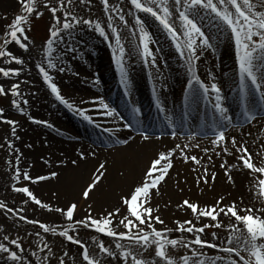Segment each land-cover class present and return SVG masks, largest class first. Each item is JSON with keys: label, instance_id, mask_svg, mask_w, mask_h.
Returning <instances> with one entry per match:
<instances>
[{"label": "rangeland", "instance_id": "374dc122", "mask_svg": "<svg viewBox=\"0 0 264 264\" xmlns=\"http://www.w3.org/2000/svg\"><path fill=\"white\" fill-rule=\"evenodd\" d=\"M44 3L45 0H38V10L42 11L43 15L37 18L34 13L29 18L30 22L27 25V28L30 29L28 31V35L30 37V50L28 52H25L20 49L15 43H12L7 47L8 51H12L13 54L17 57L23 58L25 63L23 65H18L15 62L6 63V61L9 59L8 57L0 58V67L22 69L18 77L10 76L9 78H5L2 74H0V84L4 85L6 91L10 89L12 84L20 83L21 92L20 97H14L10 92L6 96L0 95V108L4 109V118L15 120L18 122L16 126L15 136L12 135L10 125L0 122V144L4 145V147H0V200H3L8 205V207H11L13 209L23 208L24 212L21 213L22 215L27 216L28 219L39 220L42 223L54 226L57 228V232H59L60 230H63V228H71L73 226V222L67 221L66 217L60 213L48 212L45 209L40 208L31 200H29V198L24 194L14 192L11 186L13 184H17V186H28L38 198L46 203H50L53 207H61L66 209L70 203H77L79 207L77 213L74 215V220L83 219L87 215L89 204L92 205L91 211L92 214L96 217L105 215L108 211H112L116 207L121 208V216H123L124 214H126V209L121 205V197L123 195H127L130 192L124 190L123 186H127L133 181V178H130L128 182H124L123 180L126 179L125 176L128 172V169H125L124 167L119 168L116 165L117 163L115 164L116 174H114L113 176L119 178L117 179V181L119 182L118 184H115V181L113 182V184H111V186H113L114 188L113 190L115 193V197L118 198L116 204L110 203L108 205L107 199L94 196L95 192L101 189L103 185H107L106 179L91 194L90 199H88L87 201H83L84 199L82 198V191L90 182V178L94 177L95 169H97L100 163L107 162V178H115L109 177V174L113 173L112 171H110V169L114 168L112 165L115 161H113L112 163L109 162V160L106 158L98 159L99 155H101L102 153L105 155H114L116 154V150L121 148V146L128 147L131 142L145 141L142 139V136H138L141 135V132H138L141 131V129L133 130L132 132L128 131L129 128L124 127L125 122L116 119V122L120 125L115 127L106 126V129L113 130V133L111 134H113L114 137L117 134L118 138L121 141L124 139H128V145H125L123 143H120V145H118L117 142H112L113 137H111L110 135H106V133L101 130V132H95L97 135L96 140L89 138L85 133L84 140L86 141L78 143L79 145L84 144V146L80 145L79 147L72 148L71 151L70 149H60L58 150L56 158L52 156V140L50 141L49 134L57 138V136L52 134L54 132L52 128H57L59 131H61V133H69L71 129H73V127L71 126V121L68 122L67 115L64 114L63 116H60L61 111H63L64 109L63 106L66 105L63 104V106L60 107L58 103L59 100L56 98L55 94L51 92L48 84L44 81L43 75L39 72L38 68V65L42 62L45 63L46 66V60L44 59L45 44L49 39V29L54 23L52 14L43 7ZM56 3L57 0H52L53 5H56ZM109 5L110 7L113 5L115 6L111 7V14L115 18L113 26L117 27L121 32L122 43L124 45L127 43V46L125 47L126 55L124 56V67L126 69L127 78L129 81L127 85L128 95L134 94L135 101L130 102L132 109H141L144 100H147L144 105H149V100L152 96L150 97V94H147V92L146 95H144L145 92L141 91V89L143 88L144 90V88H147L149 90V88H153L154 86H151L150 82H152L153 84L155 83V81L157 83L156 87L160 88L161 90H156L153 88L154 95L158 97L164 105L166 104V102L170 105L173 103L179 104L181 92L183 88L192 80L193 76L189 71V66L187 64L186 58L181 56L179 53H173V49L169 45H167V38L163 37L164 30L166 29H164V27L159 22L155 21L158 25H161V29L163 27L162 31L159 27V31L153 24L154 20L145 16L143 12H138L130 4V0H109ZM10 7H12L13 9H9ZM66 7H68L67 0ZM70 7L73 13L77 14L79 17H83L84 19H92L94 21L99 20L102 26L105 27V30L110 34L109 38L106 39L105 37H102L94 27L80 24L71 29L70 32L68 30L64 31L62 33L63 40L58 43H54L53 45L51 58L53 62L57 64V68L48 69L49 73L53 76V82L58 85L61 90V94L69 101V103L73 104V108L78 107L79 109H85L88 108V106H85V104H91L88 103L89 100L86 99H90V96L93 95H90V93L86 91H76L73 88H70V90L73 92L70 93V96H67L66 94H64V85H69L71 78H74V72L84 73L88 76V78H90V76H94L95 74L102 73V61H100L102 58H104L106 62L105 69L108 68V70H110L111 65L109 63V56H111V60L116 61V56L119 53L115 46L114 35H111L112 28L107 26V17L109 13L104 10L103 0H91L90 4H82L80 3V0H74L73 5ZM121 8L123 9V14L128 20L127 27H125L123 23L119 21L118 15L116 13V9ZM21 12L22 6L19 0H2V5L0 6V41H2L5 37L7 26L10 25L13 22L15 16L20 14ZM58 15L62 16V13H58ZM136 15H139L141 19L144 20V27L151 34V51L156 49L158 52V54L156 55L155 64H148L149 69L146 63L143 64L141 53L139 55H136L133 54V52L130 50V47L134 45V43L132 42H135L134 48L136 47L137 49L138 44L140 45L141 43L139 37V29L135 32V35L131 33V36H129L132 27L137 26L135 21ZM178 19V12L173 9V15L170 18V23L177 24ZM150 21H152L153 23ZM138 27L140 26L138 25ZM202 30L206 35L209 36L210 43L213 45V47L210 49L205 48L203 50L198 49L200 60L196 62L195 70L200 77V80L209 81L211 83H219L223 87L228 81L232 82L235 85L236 79L233 76L232 80V75L233 73H235L236 58L235 54L233 55L234 46L231 44L230 34L226 30V25L220 23V26L208 28L206 22L204 21L202 23ZM159 35H162L163 42L166 45V48L162 52H160L161 47L159 45ZM215 38H220L222 40V43L219 46H216L217 43L214 40ZM92 41L100 43L99 47L93 48L91 46ZM107 42L109 44H107ZM72 49H75V51H71ZM113 52L114 55H112ZM116 53L117 55H115ZM225 56L227 57V60L225 59ZM137 58L141 59L140 67L135 64L137 62ZM92 59L95 61L94 63L98 62L97 66L94 63L92 64ZM180 65L183 66V69H179ZM60 67H64L65 71L60 72L58 70ZM28 68H31V71L33 72V76L30 80H28L26 77ZM138 70L140 71L139 73ZM261 71H264V69H262ZM110 72L112 76L109 79V84L112 88L113 80L115 77L113 74V70H111ZM180 72H183V77H179L181 74ZM148 73L149 77L152 78V80L147 79L146 81L145 75ZM222 78H224L225 81H223ZM80 81L82 82V84H85L84 81ZM135 81L136 89H134ZM130 84H132L131 87ZM176 87H178V89ZM138 89H140V91ZM175 89H177V92L174 94ZM40 98H42V100H40ZM140 98L143 99L139 101ZM14 99L20 102L21 107L24 109L23 113L12 104V101ZM24 100H27L26 104L23 103ZM42 108L44 110L43 112L40 111ZM73 108H71V110H73ZM120 110L123 113H126V109L124 107H120ZM85 111V113H87L88 109H86ZM63 113L65 112L63 111ZM128 114L130 115V113ZM33 119L47 121L49 124L53 125V127H48L45 124L34 123ZM101 123L102 122L100 121V124ZM56 126H61V128H58ZM30 127H34V132L31 136H27ZM255 128L263 132L264 123L258 124L257 127H252L251 130H254ZM39 132L45 134H41L38 137L36 134H38ZM77 134L78 136H81L79 133ZM77 134H75V136ZM98 135H102L103 138L99 137ZM150 137V140H157L155 141L157 143L151 146L148 141L147 143H143V145L146 148H148V146H151L152 149H150L157 152H150V155L147 156L144 166H147L148 163L156 158L159 152L169 151L176 146V144L171 145L162 140L158 141V138L156 137ZM9 141L13 143V148H9L7 146V143ZM64 141L65 142H60L66 144L67 148L70 147L67 144L71 142L68 140ZM257 143L259 144H257L256 148L259 150L261 143L259 140L257 141ZM39 145H42L46 149V151L40 153L37 156V160L35 162H27L28 157L26 155V149L28 148L31 151H35L37 147H39ZM186 147L187 146H181V148L184 149V152L187 153L188 156L195 155L200 160V164L197 165L191 160L185 163L182 153L176 152V155L173 157L174 167L170 170L165 181L161 184L159 192H154L152 196V206L159 207L160 209L159 213H154V215H160L161 218L165 221L164 225H155L158 230L163 228L175 229V221H183L192 218L183 213H180L179 215L184 216L177 217L171 210V207H178V205L184 199H188L190 202H199V204L203 206L206 204L212 205L220 196H224L226 198L224 201L225 204H228L231 201L235 200L241 202V208H264V204H262L261 200L257 197L258 190L255 185L258 184V177L254 179L255 174L251 173L250 170L241 168L238 165L236 150L231 147L230 143L228 145L229 150L232 153L234 151L231 157L228 156V154L223 153L221 150H217L219 148L216 147L212 142L211 144H208L200 149V146L193 148ZM14 149H17L18 152L14 151ZM187 149H191V151H185ZM204 149H208V151L205 152ZM81 152L85 153L86 159H80ZM16 155H20L19 167L22 173L24 171H27L33 178H35L40 175H48L51 171H56L59 173V176L57 178H53L48 181H42L39 183H31L29 181H25L23 179V176H21L20 180L17 182L14 178V165L16 163ZM234 155L235 157L231 160ZM209 157L211 159H209ZM25 158L27 159L26 161ZM93 159L94 165L92 164L90 168H88V174H86L81 183L78 186H75L74 184L72 185L73 191L76 195L73 198L64 199L62 195L65 194L66 196L68 195V193H70L69 187H71V185L68 186L69 189L64 186H59V183L62 182V173L60 170L67 169L72 166L76 167V165L71 163V161L73 160H76L78 162ZM24 161L25 165L23 164ZM225 161L228 162L226 168H221V164ZM254 162L257 163L256 161ZM40 164H46L48 169L44 170V167ZM176 164L179 168H175ZM234 164H237L238 166L231 169L229 166H232ZM149 166L150 164L147 167L143 168V164L141 166V163H138V161L136 160L134 168L137 169L134 170L133 173H136L135 177L138 182H135L131 185L132 189L135 185H138L144 179L145 170ZM205 167H207L208 169L209 178L211 177L212 173H216V180L214 182L211 181L210 178L209 183L211 185L220 182L219 179L225 178L226 186L224 189L216 190L214 192H206V188H209V185H204L203 183L197 184L196 178L203 175ZM229 168L230 174L234 181L232 183L228 181V178L225 175V171ZM234 172L238 174L233 175ZM121 173H123V175H121ZM240 184L242 186H240ZM128 187L130 188V186ZM63 189L66 192H64ZM181 189H183V191H181ZM25 200H29V202L25 204ZM187 211L189 212L190 210ZM222 216L223 215H221L220 219L223 221L225 226L218 230H206L207 235L202 237L203 239L211 240L210 233L212 231H216L218 236L220 237L219 243L223 244L229 234V229L227 228L229 224L238 225L241 231H244L246 234V230L244 229L243 224H239V222L235 221V218H229L227 221H225L222 219ZM165 217L168 218L169 223L166 222ZM193 222L195 223L196 221ZM207 222L209 221L206 219L201 221V223ZM117 230L124 231L125 229H123V227H120ZM38 232L40 233L39 236L36 235V233ZM71 234L78 235L82 242L89 247L90 254L92 256H99V258L101 259V264H124L123 258L119 254L120 250L115 249L117 240H115L114 238L107 237L106 235L98 233L93 229H85L80 226H75V230L72 231ZM180 235L181 234L176 231H173L169 234L170 238H177ZM5 236L9 237V239L5 240ZM184 236L186 239L194 238L192 234H184ZM93 238H95V241L93 240ZM11 239H18L19 242L23 245L24 251L23 253H19L24 257L22 264H41V261H43V264H59V258L64 256L65 252L68 253L67 256H64L65 264H87L86 261H83V250L80 246L73 244L67 241L64 237L55 235L51 232L45 233L38 225L29 224L26 221L20 220L18 216L12 213H7L5 210H0V243H5L13 251H18L14 245L10 244ZM98 241H103L105 246L113 249V251H116L117 257L113 258L108 257L107 255H101L96 243ZM119 242L124 244L126 248L131 247V249L133 250V254L137 255L138 258L140 256H143V258L153 261L154 264H164V261L160 260L158 257H155L154 248L149 249L147 252H144L142 248H139V246L136 245H131L127 240ZM44 243H47L49 245L51 251H49V249L47 248H44ZM42 248L43 251H41ZM201 251L206 253L209 257H215L216 255H226L224 253L218 252L217 249L204 248ZM34 252L36 253V255H33ZM169 253L176 259H179L184 255H188L191 257V250L185 248L177 247L176 249H172L169 247ZM242 254L247 257V253ZM0 264H16V262L11 261L7 253H0ZM128 264H133L130 258Z\"/></svg>", "mask_w": 264, "mask_h": 264}, {"label": "snow or ice", "instance_id": "6c2138e0", "mask_svg": "<svg viewBox=\"0 0 264 264\" xmlns=\"http://www.w3.org/2000/svg\"><path fill=\"white\" fill-rule=\"evenodd\" d=\"M22 6V12L15 16L13 22L7 26L5 37L0 41V58L8 57L6 63L15 62L18 65L25 63L23 58L17 57L12 51H8L7 47L15 43L20 49L25 52L30 50V37L27 28L29 24L30 16L35 13L39 18L43 15V12L38 10V0H19ZM91 0H80V3L90 4ZM74 0H57L56 5L52 4V0H45L43 7L46 8L51 14L54 23L49 29V39L45 44V63L38 65L39 72L42 73L44 81L48 84L51 92L55 94L56 98L69 108H73V104L61 94V90L58 85L53 82V76L49 73L48 69L57 68V64L53 62L51 56L54 43H58L63 40L62 33L66 30L70 32L76 25L84 24L94 27L96 31L100 33L102 37L109 38L110 34L105 30L99 20L84 19L74 14L71 7ZM130 4L138 11L151 15L167 30L172 40L175 41V47L179 51L180 55L186 58L189 66V71L192 73L193 79L189 82L190 93L195 96L198 94V89L195 85H199L203 92L207 94L210 90L215 92L214 109L219 114L218 126L215 130V139L212 143L221 149V151L228 155H233L229 150V143L233 149L236 150L238 165L246 170H250L253 174L264 175V152H257L255 155L259 157V165L253 161V153L249 151L247 142L238 143L235 135L229 137L226 135L230 127H235L233 124V118L228 115V109L223 106V96L221 95V89L218 84L212 83L205 84L200 80L196 70L195 63L200 60L198 55V49L203 50L205 48H212L210 38L202 30V27L198 24L197 18L203 19L200 16L201 11L205 14L214 13L224 25H226L231 33L235 37V47L239 60V75L240 81L243 85V107L245 119L251 122L257 118V114L252 110L249 103L250 91L246 80L251 81L255 92L259 94V108L264 111V0H130ZM104 10L109 13L107 17V26L112 28L111 35H114L115 46L118 50L116 56V63L120 66L121 82L125 84L126 88L129 83L127 78V72L124 67V56L126 55V48L122 43L121 32L117 27H114V16L111 14L109 0H103ZM173 9L178 12L179 20L181 21L180 27L183 32H178L177 28L170 23V18L173 15ZM58 13H62L58 15ZM119 21L123 23L125 27L128 25V20L123 14V9H116ZM136 24L139 25V37L142 44V56L145 62H148L151 57V63L155 64L156 57L153 55L150 42L151 34L144 27V20L139 15L135 16ZM135 35V31H132ZM184 38V42L181 43V38ZM257 37L258 39H254ZM200 44H197V41ZM139 49V46H138ZM71 51H75L72 49ZM60 72L65 71L64 67L58 69ZM22 69H12L0 67V74L5 78L10 76H19ZM259 72V74H258ZM9 92L14 97H20V83H14L10 89L6 91L3 84H0V95H8ZM99 107L104 111L101 113L104 116L113 117L114 119L123 120L124 118L114 107H110L106 103L103 97L98 98ZM95 102V101H94ZM23 103H27L24 100ZM12 104L22 113L24 109L18 100L14 99ZM133 112L139 113V108H133ZM4 109L0 108V122L6 123L11 126L12 135L16 134L17 121L4 118ZM79 114L84 119L91 121L92 117L85 114L84 110H79ZM34 123L45 124L48 127H52L47 121H41L33 119ZM171 123V121H169ZM124 127L132 128L131 123H125ZM142 139L145 142L150 141L151 137L147 133H142ZM173 137L177 135L173 130L171 133ZM121 143L128 145L129 140L124 139ZM7 146L13 148V143L8 142ZM0 147L4 145L0 144ZM199 147V145H196ZM264 149V145H261ZM177 149L183 155L185 163L189 160L199 165L200 160L195 156H188L184 152V149L180 145H176L169 151L159 152L151 162L150 166L145 170L144 179L133 187V189L127 194L121 197V205L126 209V214L121 216V208L116 207L112 211H108L105 215L96 217L92 214V205H88L87 215L80 220H74V215L77 213L79 205L75 202L70 203L67 208L53 207L50 203H46L38 198L28 186H17L13 184L12 190L16 193L24 194L35 205L48 212H57L66 217L67 221L73 222L71 228H63L57 232V228L50 226L46 223H42L39 220L28 219L27 216L22 215L24 209H13L0 200V210H5L7 213H12L20 220L26 221L29 224L38 225L43 232H51L55 235L64 237L67 241L76 244L82 248L83 261L87 264H101L99 256H92L90 254L89 247L82 242L78 235L71 234L75 230V226H80L85 229H93L94 231L104 234L107 237H112L117 240L115 249L120 250V255L123 258L124 264H128L129 258L133 264H154L153 261L133 254L131 247H127L119 241L127 240L131 245L139 246L144 252L154 248V255L160 260L164 261V264H264V208L254 209L253 207H240L238 201H231L225 204V197L220 196L216 202L212 205L201 206L199 202H190L188 199H184L178 208L181 210H190L192 213L191 219L183 221H175L176 228H163L157 229L156 224L164 225L165 221L159 213V207L152 206L153 193H158L161 184L165 181L170 170L174 167L173 157L176 155ZM14 151L18 152L17 149ZM205 152L208 149H204ZM219 154V153H217ZM16 163L14 165V178L18 182L23 176L25 181L31 183H39L42 181H48L53 178H57L59 173L51 171L48 175H40L33 178L27 171L21 172L19 167L20 155L15 157ZM80 159H86L84 152L80 153ZM209 159H211L209 157ZM72 164H77L76 160L71 161ZM234 164L231 168L238 166ZM227 161L221 164V168H226ZM108 166L107 162L100 163L95 170V175L90 178V182L85 186L82 191V198L87 201L90 199L91 194L98 188L99 185L107 179ZM123 175V173H121ZM225 175L230 183L234 182L230 174V168L225 171ZM211 181L216 180V173L211 174ZM209 173L207 167L204 168L203 175L196 178L197 184L203 183L208 185L210 182ZM258 188L257 197L264 203V178L258 179V184L255 185ZM251 190V189H250ZM183 191V189H181ZM29 200H25L27 204ZM243 213V214H241ZM221 215L228 218H235V221L244 225L246 234L236 224H229V234L223 244L219 243L220 237L216 231L210 233L211 240L203 239L202 237L207 235L208 229H220L224 227L223 221L220 219ZM208 220L207 223H201L202 220ZM196 221L195 223L193 221ZM199 225V226H198ZM120 227L125 229L124 231H118ZM173 231L180 233L177 238H170L169 234ZM184 234H192L194 238L186 239ZM238 234V235H234ZM37 236L40 233H36ZM5 240L9 237L5 236ZM95 241V238H93ZM97 247L101 255H107L108 257H117V252L113 249L105 246L103 241H98ZM10 244L14 245L18 251H13L5 243H0V253H7L11 261L16 264H22L24 257L19 253H23V245L18 239H11ZM198 246V247H196ZM169 247L172 249L185 248L191 250V257L184 255L179 259H176L169 253ZM44 248H49L47 243H44ZM204 248L217 249L218 252L226 255H216L215 257H209L206 253L201 251ZM43 251V248L41 249ZM242 253H247V257ZM33 255H36L34 252ZM68 253L65 252L64 256ZM64 256L59 258V264H65ZM47 259V258H45ZM43 264V261H41Z\"/></svg>", "mask_w": 264, "mask_h": 264}, {"label": "bare ground", "instance_id": "6f19581e", "mask_svg": "<svg viewBox=\"0 0 264 264\" xmlns=\"http://www.w3.org/2000/svg\"><path fill=\"white\" fill-rule=\"evenodd\" d=\"M1 5H2V0H0V6ZM8 5H10V4H8ZM9 9H13V8L10 7ZM137 28L138 27H134L133 26L131 31H130L129 36H131V33H132L133 30L136 32ZM91 46L93 48H97V47H99V44L97 42H95V41H92L91 42ZM224 49H223V51H224ZM152 53H154V50H152ZM225 59L227 60L226 56H225ZM91 61H92V64L95 62L93 59ZM100 61H102L101 62L102 65L101 66L103 68L102 77H103L104 80H109L111 78V76H112V74L110 72L112 69H110V70H108V68L105 69L106 62H105L104 58H102ZM97 63L98 62H96L94 64L97 66ZM27 71L28 72H26V77H27L28 80H30L32 78V76H33V72L31 71V68H28ZM183 76H184V74L182 75V73H181L179 77H183ZM80 80L84 81L85 84H82V82ZM222 80L225 81L224 78H222ZM87 85H89V87ZM94 85L95 84L93 82L92 77L90 79V78H88V76L86 74L80 73L77 76H75V78H71V81H70L69 85L68 86L64 85L63 90H64V94H66L67 96H70V93L73 92V91L70 90V88H73L76 91L89 92L90 95H93V96H90V99H86V100L92 101L93 98H96L94 96V94H93V93L96 92V89H94ZM142 90H143V88H142ZM143 92H145L144 95H146V92H147V94L149 93L147 88H144ZM176 92H177V89L174 90V94ZM83 93H85V92H83ZM105 94H106V92H105ZM42 98H43V94H42ZM42 98H40V100H42ZM40 111L43 112L44 111L43 108ZM72 120H74V119L73 118H69L68 119L69 122L72 121ZM59 127L61 128V126H59ZM33 132H34V127H30V130H29V133H28L27 136H29V135L31 136L33 134ZM81 132L82 133H86L89 138H92V139H95V140L97 139V135L94 134V133H90L87 129H84ZM41 134L44 135L45 133L39 132L36 135L39 137V135H41ZM27 136H25V137H27ZM69 137H75V136L71 135ZM49 138H50V141L52 140V153H53L52 156H54V158H56L58 150H60V149H65V150L70 149V151H71L72 148L79 147L81 145V144L79 145V144H77L75 142H71V143L67 144V145L70 146V147L67 148L66 144L61 143L56 137L52 136L51 134H49ZM40 141H41V139H40ZM150 141H149V144L151 146L153 144L157 143V142H155L157 140H154V139H152ZM164 141H166L167 143L171 142L169 139H166ZM143 143H147V142H141V141L131 142L128 147H121V148L117 149L116 150V154H114V155H111V154L105 155V154L102 153L101 155L98 156V159L106 158V159L109 160V162H112V163H113V161H115L113 163V165H112L114 168L110 169V171H112L113 173L111 172L112 174H109L110 175L109 177H115L113 175L116 174V172H115L116 171L115 170V164L116 163H117L116 165L119 168L120 167H124L125 169H128V172H127V174L125 176L126 179H123L124 182H128L130 180V178H133L132 179L133 180L132 183H129L127 186H125V185L123 186L124 190H126L128 192L132 190L131 185L133 183H135V182H138V180L135 177L136 173H133L134 170L137 169V168L136 169L134 168L136 160L138 161V163H141V166L143 164V168H145V167H147L150 164V163H148L147 166H144V163H145V161L147 159V156L150 155V152H157V151L151 150L152 149L151 146H148V148L144 147ZM82 146H84V145H82ZM248 147H251V145L249 144ZM252 150L254 151V148H252ZM45 151H46V149L42 145H39V147H37V149L35 151L34 150L31 151L30 149L27 148L26 149V155L28 157V160L25 158V161L27 160V162H31V161L35 162L37 160V156L40 153H43ZM25 161L23 162L24 165H25ZM93 161H94V159L93 160H87V161H85V160L84 161H78L77 164H75L76 167L72 166V167H69L67 169H61L60 170L61 173H62V182L59 183L60 184L59 186L60 187L64 186L67 189L70 188V193H68V195H66V196H65V194L62 195V197L64 199L65 198H73L76 195L75 192L73 191L72 185L74 184L75 186H78L81 183V181L85 178L86 174H88L87 173L88 170H89L88 168H90V166L94 163ZM48 162H50V161H48ZM40 165L44 167L43 168L44 170L48 169L46 164H44V165L40 164ZM95 167H94V169H95ZM175 168H179L177 164L175 165ZM236 174H238V173L234 172L233 175H236ZM117 179H119V178H117V177H115V178H107L106 179L107 185H103L101 187V189H99L98 191L95 192L94 196H97L98 198L107 199L108 200V205L110 203L111 204H116L118 198L115 197V193H114V190H113L114 188H113V186H111V184H113V182H115V181H116L115 184H118L119 181H117ZM219 180H220V182H217L214 185L213 184L211 185L209 183L208 184L209 188H206V192H214L216 190L224 189L225 186H226L225 178L219 179ZM240 180H242V179H240ZM69 185H71V187L68 188ZM128 186H130V188ZM240 186H242V185L240 184ZM123 188H122V190H123ZM63 191L66 192L64 189H63ZM79 200H83V199H79ZM83 201H85V200H83ZM171 210H172L173 214H175V216H177V217L184 216V215H179L180 213H183V214H185L187 216H191V214L188 211L181 210V209H179L176 206L171 207ZM165 212H167V211H165ZM172 217H173V215H172ZM165 218H166V222L169 223L168 222V218L167 217H165Z\"/></svg>", "mask_w": 264, "mask_h": 264}]
</instances>
